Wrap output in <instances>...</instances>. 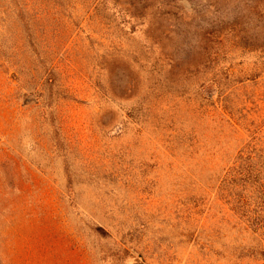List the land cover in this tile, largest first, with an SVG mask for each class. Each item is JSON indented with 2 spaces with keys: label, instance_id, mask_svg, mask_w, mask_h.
I'll return each instance as SVG.
<instances>
[{
  "label": "rangeland",
  "instance_id": "1",
  "mask_svg": "<svg viewBox=\"0 0 264 264\" xmlns=\"http://www.w3.org/2000/svg\"><path fill=\"white\" fill-rule=\"evenodd\" d=\"M242 156L264 0H0V264H264Z\"/></svg>",
  "mask_w": 264,
  "mask_h": 264
},
{
  "label": "trees",
  "instance_id": "2",
  "mask_svg": "<svg viewBox=\"0 0 264 264\" xmlns=\"http://www.w3.org/2000/svg\"><path fill=\"white\" fill-rule=\"evenodd\" d=\"M240 158L244 159L243 156ZM251 160L252 157L250 156L244 159L245 166L248 167L245 170H239V179L234 180L233 193L236 192L237 197L233 209L244 218L248 228L250 227L254 232H259L260 230L264 231V178L259 172L251 169ZM249 189H252L257 195V200L255 199L256 202L254 201V203L246 194ZM261 255L264 257V251H261Z\"/></svg>",
  "mask_w": 264,
  "mask_h": 264
}]
</instances>
